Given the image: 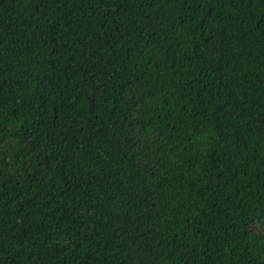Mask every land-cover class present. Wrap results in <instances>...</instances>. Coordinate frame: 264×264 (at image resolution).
I'll list each match as a JSON object with an SVG mask.
<instances>
[{
    "label": "trees",
    "instance_id": "16d2710c",
    "mask_svg": "<svg viewBox=\"0 0 264 264\" xmlns=\"http://www.w3.org/2000/svg\"><path fill=\"white\" fill-rule=\"evenodd\" d=\"M0 264H264V0H0Z\"/></svg>",
    "mask_w": 264,
    "mask_h": 264
}]
</instances>
